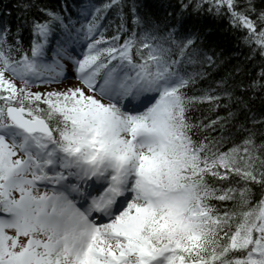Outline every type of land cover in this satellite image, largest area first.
<instances>
[{
    "label": "snow or ice",
    "instance_id": "snow-or-ice-1",
    "mask_svg": "<svg viewBox=\"0 0 264 264\" xmlns=\"http://www.w3.org/2000/svg\"><path fill=\"white\" fill-rule=\"evenodd\" d=\"M179 8L160 22L143 3L63 0L15 32L0 18V264H264V118L196 116L234 93L198 87L214 54L183 21L227 19L264 61V0ZM237 87L264 93V63Z\"/></svg>",
    "mask_w": 264,
    "mask_h": 264
},
{
    "label": "trees",
    "instance_id": "trees-1",
    "mask_svg": "<svg viewBox=\"0 0 264 264\" xmlns=\"http://www.w3.org/2000/svg\"><path fill=\"white\" fill-rule=\"evenodd\" d=\"M62 2L63 0H52L53 4L49 7L55 8ZM95 2L101 3L103 0H95ZM133 2L147 4V10L154 13V18L160 22L165 20L174 22L173 16H170L169 13L180 11L181 0H126L129 6ZM257 3L259 4V0ZM39 4L47 5V2L46 0H0V18L6 20L15 32L17 24H23L25 20H30L39 15ZM25 5L29 7L25 9ZM3 13H10V15L4 16ZM111 18L115 19V15L112 14ZM183 21L186 29L198 31L201 34L200 43L204 51L210 55L214 54L215 65L210 68L206 67L207 75L199 82L198 87L217 88L221 81H226L228 90L234 93L233 102L230 103L225 97L221 102L222 106L215 110H210L208 105H203L196 116L215 119L217 116L227 117L231 111L236 115L231 120L230 128H234L240 123H247L248 126H251L250 118L253 116L257 119L264 118V93L256 92L253 94L251 91L244 93L237 87L241 83L244 85L250 83L264 63L258 56L253 59L247 58L250 53L249 49L242 43L243 33L232 30L227 19H218L208 14H197L191 9L185 13ZM21 35L24 46L28 47L30 37L27 27L23 28ZM236 96L243 97L247 106L235 103ZM223 105H228V107ZM259 139L258 136V142ZM256 191L258 193L259 189Z\"/></svg>",
    "mask_w": 264,
    "mask_h": 264
},
{
    "label": "rangeland",
    "instance_id": "rangeland-1",
    "mask_svg": "<svg viewBox=\"0 0 264 264\" xmlns=\"http://www.w3.org/2000/svg\"><path fill=\"white\" fill-rule=\"evenodd\" d=\"M67 75L70 77L68 80L65 81V85H72L73 83H75L74 80V73L72 72L71 66H68V71H67Z\"/></svg>",
    "mask_w": 264,
    "mask_h": 264
},
{
    "label": "bare ground",
    "instance_id": "bare-ground-1",
    "mask_svg": "<svg viewBox=\"0 0 264 264\" xmlns=\"http://www.w3.org/2000/svg\"><path fill=\"white\" fill-rule=\"evenodd\" d=\"M46 2H47V5H43V4H39V6L41 7V6H47V7H49V6H51L53 3H52V0H46Z\"/></svg>",
    "mask_w": 264,
    "mask_h": 264
}]
</instances>
